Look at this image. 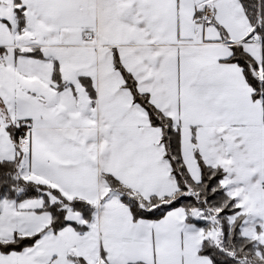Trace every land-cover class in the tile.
Segmentation results:
<instances>
[{
  "label": "snow or ice",
  "instance_id": "obj_1",
  "mask_svg": "<svg viewBox=\"0 0 264 264\" xmlns=\"http://www.w3.org/2000/svg\"><path fill=\"white\" fill-rule=\"evenodd\" d=\"M0 264H264V0H0Z\"/></svg>",
  "mask_w": 264,
  "mask_h": 264
}]
</instances>
